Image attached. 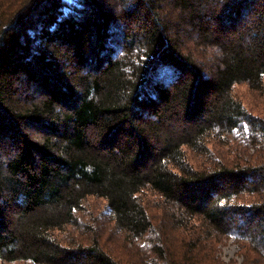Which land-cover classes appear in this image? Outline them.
<instances>
[{
    "label": "trees",
    "instance_id": "1",
    "mask_svg": "<svg viewBox=\"0 0 264 264\" xmlns=\"http://www.w3.org/2000/svg\"><path fill=\"white\" fill-rule=\"evenodd\" d=\"M238 83L264 91V0H0V261L238 264L233 238L263 264L264 108Z\"/></svg>",
    "mask_w": 264,
    "mask_h": 264
},
{
    "label": "rangeland",
    "instance_id": "2",
    "mask_svg": "<svg viewBox=\"0 0 264 264\" xmlns=\"http://www.w3.org/2000/svg\"><path fill=\"white\" fill-rule=\"evenodd\" d=\"M113 4L115 5L114 7H118L117 3L113 2ZM190 45H192V43H190ZM193 48L196 49V51L198 52L199 57H197V61H200L202 64L206 63V59H205V55L206 53L209 51L208 49H204L201 47H195L192 46ZM71 68V67H70ZM206 68V67H204ZM70 70V69H69ZM233 91L235 92V94L241 98V100L244 102V104L246 105L247 109H249L250 111L257 113L260 109L264 108V91L260 92V91H255L254 89L250 88L249 85L247 83H238L235 84L233 87ZM223 140V139H222ZM222 140H219V138L214 141H211L213 144V147L217 148V151H222L224 152L227 156H225L226 159H230L232 158L230 155L231 153V149L232 147H230L234 141H232V139L230 140L231 142L227 143V144H219V142H222ZM228 151V153H227ZM187 155L189 157H192L193 162H195L196 164H200L204 163V157L202 156V154H196L193 151H190L188 148L186 149ZM218 157H220V155L217 154ZM148 193L144 196L143 201L147 204V206H149V208L153 207L156 203H155V196L154 193L152 191H147ZM159 210V209H158ZM159 213H161V211L159 210ZM102 215H105V213H103L101 211ZM100 221H107L105 219H100ZM103 227L105 228L106 232L103 231V233H105L104 237V241L106 242L107 246H109L110 248L120 251V246L123 245V240L121 239V237H119L120 232L118 231H113L111 226L108 228V223H103ZM144 242L143 241H136L135 245L139 246V245H143ZM243 242L235 240L233 238H227L224 239L220 244H219V254L221 256L222 259H224L225 261H230L231 259H236L238 264L243 260L242 255H240V248L242 246ZM131 245V244H129ZM125 250V248H124ZM253 253V252H252ZM256 253V252H255ZM254 254V253H253ZM252 254V258H256L255 261H257V259H262V261H264V256L256 253L257 255L254 254L253 256ZM264 264V262H262ZM0 264H38L35 262H31V261H15V262H1Z\"/></svg>",
    "mask_w": 264,
    "mask_h": 264
},
{
    "label": "bare ground",
    "instance_id": "3",
    "mask_svg": "<svg viewBox=\"0 0 264 264\" xmlns=\"http://www.w3.org/2000/svg\"><path fill=\"white\" fill-rule=\"evenodd\" d=\"M253 125V124H252ZM246 126V125H245ZM260 128V127H259ZM264 128V127H263ZM253 129V128H252ZM258 129V128H257ZM254 131V130H253ZM256 134V133H255ZM260 136V135H259ZM262 137V136H261Z\"/></svg>",
    "mask_w": 264,
    "mask_h": 264
}]
</instances>
